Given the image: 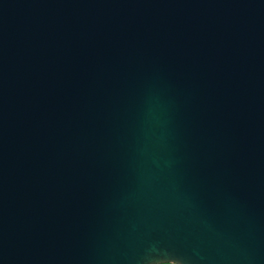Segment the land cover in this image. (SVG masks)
<instances>
[{"label":"water","instance_id":"obj_1","mask_svg":"<svg viewBox=\"0 0 264 264\" xmlns=\"http://www.w3.org/2000/svg\"><path fill=\"white\" fill-rule=\"evenodd\" d=\"M264 264V0H0V264Z\"/></svg>","mask_w":264,"mask_h":264},{"label":"trees","instance_id":"obj_2","mask_svg":"<svg viewBox=\"0 0 264 264\" xmlns=\"http://www.w3.org/2000/svg\"><path fill=\"white\" fill-rule=\"evenodd\" d=\"M168 264H170V263H168Z\"/></svg>","mask_w":264,"mask_h":264}]
</instances>
